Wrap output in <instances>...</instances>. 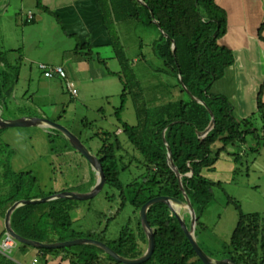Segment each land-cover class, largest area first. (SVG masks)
I'll list each match as a JSON object with an SVG mask.
<instances>
[{"label": "trees", "instance_id": "1", "mask_svg": "<svg viewBox=\"0 0 264 264\" xmlns=\"http://www.w3.org/2000/svg\"><path fill=\"white\" fill-rule=\"evenodd\" d=\"M34 3L36 9L53 16L61 25V30L66 33L55 12L44 7L41 0H34ZM94 3L108 36L109 46L121 68L117 77L123 88L116 117L121 126V134L126 136L133 149L142 156L144 173L127 186L122 185L120 173L128 166L123 165L122 157H117L121 145L115 134L104 132L96 135L102 142L96 157L106 179L105 185L118 191L121 206L127 202L136 212L134 229L123 227L117 239L112 241L105 238L107 228L99 233L83 234L74 231L70 215L79 202L66 199L20 207L11 214L10 225L14 233L26 240L53 244L83 238L93 239L104 243L117 255L134 260L141 257L147 247L138 216L140 208L148 200L161 196L183 201L177 177L168 164L166 145L194 211L197 232L204 226L200 219L212 200V183L201 176V171L212 167L217 159L219 150L211 157V147L216 142L222 143L223 147L235 141L244 143V136L250 131L251 120L255 117L263 124L264 140V104L260 99L264 81L256 96L255 113L240 122L233 118L232 106L224 97L209 94L211 85L222 78L224 70L234 60L231 51L218 45V40L226 33L227 20L226 13L216 6L214 0H94ZM35 20L31 23L25 21V24H33ZM132 23L135 27L156 32L158 38L152 44V51L163 64L161 73L176 80L181 94L187 96L183 85L200 103L188 97V101L180 99L164 103L155 107L154 113H151L132 65L115 34L116 25ZM263 30L264 21L258 29L261 40ZM173 43L175 51L172 48ZM80 51H84V56H90V43L87 41L77 45L74 49L75 55H79ZM19 70L18 65L8 64L5 55H0V113L3 119L8 117V104L12 100ZM127 96L133 102L137 121L135 126H128L120 119ZM208 111L213 114L214 127L204 138H200L197 134L204 132L210 124ZM22 115L33 117L26 113ZM245 127L250 128L245 130ZM4 131L0 130V135ZM55 133L60 137L58 132ZM66 148L74 152L68 142L64 149ZM13 153L8 145L0 144L1 219L7 209L20 200L40 199L66 191L80 193L77 190L79 187L76 190L62 189L60 192L48 194L34 193L37 179L31 172L13 170ZM93 175L94 173L84 193L95 184ZM185 214L183 219L189 227L190 217L187 211ZM147 221L154 231L155 248L151 258L144 264H202L166 205L152 206L147 213ZM4 235L3 230L1 237ZM28 248L21 245L23 251ZM34 250L37 251L41 264H46L47 258L56 254L68 258L70 264H118L101 250L89 245L59 250ZM222 250L219 258L206 255L216 260L229 259L235 264H264V219L258 214L240 212L230 241ZM0 264L17 263L0 253Z\"/></svg>", "mask_w": 264, "mask_h": 264}, {"label": "rangeland", "instance_id": "2", "mask_svg": "<svg viewBox=\"0 0 264 264\" xmlns=\"http://www.w3.org/2000/svg\"><path fill=\"white\" fill-rule=\"evenodd\" d=\"M29 13L36 20L26 25ZM85 17L89 15H84V20ZM78 25L65 20L64 33L53 16L36 9L34 0H0V55H5L8 64L20 68L7 119L26 117L22 115L26 113L54 122L76 136L94 156L102 145L96 135L115 134L121 145L117 157H122L123 165L128 166L119 177L125 187L144 173V160L121 134L116 117L123 88L117 77L121 68L111 47L98 42L91 47L90 56H84V51L75 55L74 49L83 39L80 33H70ZM115 34L151 113L155 107L170 101H188V96L180 93L176 80L161 73L163 64L152 51V44L158 38L154 30L135 27L133 23L119 24ZM39 64L63 67L66 81L45 79L37 68ZM72 90L77 92L75 97L70 95ZM120 119L128 126L137 123L133 102L128 96ZM262 126L255 117L251 128L245 127L250 131L244 136V143L235 141L223 147L216 142L211 147V157L219 150L217 159L212 167L201 171V176L212 183V200L200 219L203 228L194 231V238L205 254L220 257L240 212L258 214L264 219ZM55 132L41 127L5 129L0 135V144L8 145L14 152L11 158L14 171L31 172L37 179L34 193L48 194L78 187L84 193L93 170L80 155L64 149L66 140ZM93 176L94 184L97 177ZM178 213L184 218L186 209ZM70 216L74 231L99 233L107 228L108 241L117 239L125 226L134 229L137 221L130 204L121 206L118 191L106 185L91 200L77 203ZM13 251L8 254L10 259L14 258Z\"/></svg>", "mask_w": 264, "mask_h": 264}, {"label": "crops", "instance_id": "3", "mask_svg": "<svg viewBox=\"0 0 264 264\" xmlns=\"http://www.w3.org/2000/svg\"><path fill=\"white\" fill-rule=\"evenodd\" d=\"M41 2L58 17L61 15L63 23L67 20L79 24L78 28L73 26L70 35L80 33L82 43L91 42L92 48L97 46V42L98 45L109 46V39L94 0H41ZM214 2L226 13L227 20L226 33L218 40V45L231 51L234 60L232 65L224 70L222 78L211 85L209 94L224 97L232 106L233 118L240 122L255 113L256 96L264 81V30L261 33L262 40L258 37V29L264 21V0H214ZM86 14L89 18L85 17L84 20L83 16ZM260 99L264 104V90ZM2 224L1 220L0 241L5 236L1 237L4 230ZM13 249L12 260L17 264H32L34 258L37 259V264H41L36 250L28 248L23 251L19 244ZM46 264L70 262L63 255L56 254L49 256Z\"/></svg>", "mask_w": 264, "mask_h": 264}, {"label": "water", "instance_id": "4", "mask_svg": "<svg viewBox=\"0 0 264 264\" xmlns=\"http://www.w3.org/2000/svg\"><path fill=\"white\" fill-rule=\"evenodd\" d=\"M172 48H173V51H175L174 43L172 45ZM179 81H181L180 76H179ZM182 88L184 89L185 93L191 100L200 103L187 90H185L183 85H182ZM208 112H209L210 119H211L210 124L204 132L197 134L198 137L200 138H204L214 127L213 114L210 111ZM31 127L49 128V129H54L55 131H57L60 137H62L68 142L71 149L87 161V163L92 168L93 173L97 177V179L93 187L86 193L66 191V192L49 195V196H46L40 199L20 200V201L13 203L5 212V215L3 218V228H4L5 235H8L9 237H11L14 241H16L17 244L27 246L32 249H50V250H59V249L70 248L74 246L89 245V246H93L101 250L105 255L109 256L111 259H113L118 264H144L151 258L154 252V248H155V239L153 235V229L149 226V223L147 221V213H148V210L152 206L156 204H164L168 207V209L173 214L185 238L187 239L191 249L193 250L195 256L201 261L202 264H235L229 259L214 260L210 258L208 255H206L202 251V249L197 244L194 238L196 217L192 209V206L190 204V201L182 188L181 176L178 174L176 168L174 167L171 154H170V150L167 147V145H166V149L168 153L167 154L168 164H169L170 169L173 171V173L177 177L179 190L182 193L184 202L178 199H175V198L161 196V197H155V198L148 200L140 208L138 212L140 227L147 240L146 250L141 257L134 259V260L125 259L117 255L114 251H112L104 243L97 241V240H93V239L83 238V239H76V240L66 241V242H61V243L41 244L36 241L26 240L20 237L19 235H17L16 233H14L10 225V217H11V214L16 209L23 207V206L43 204V203H47V202L59 200V199H66V200L75 201V202L88 201L94 198L103 189V187L106 184V179H105V176H104V173H103V170H102V167H101V164L98 158L92 155L86 149L84 144H82L81 141L76 136L68 132L65 128L59 126L58 124L54 122H50L43 118L21 117L19 119H14V120L13 119H3L0 113V130L10 129V128H31ZM162 140L164 142V136H162ZM189 176H191V174H189ZM182 208H185L187 213L189 214V217H190L189 227L186 226V223L183 217L178 213L179 210H181Z\"/></svg>", "mask_w": 264, "mask_h": 264}, {"label": "built area", "instance_id": "5", "mask_svg": "<svg viewBox=\"0 0 264 264\" xmlns=\"http://www.w3.org/2000/svg\"><path fill=\"white\" fill-rule=\"evenodd\" d=\"M33 19H35L34 15L29 13L25 21L26 23H31ZM37 68L45 79H59L66 81L67 78L66 74L63 70V67L61 66H49V65L39 64ZM71 95L75 97L77 95V92L75 90H72ZM16 245H17L16 241H14L8 235H5L3 239L0 241V253L5 256H8L9 252L13 248H15ZM37 263H38L37 259L34 258L32 264H37Z\"/></svg>", "mask_w": 264, "mask_h": 264}, {"label": "flooded vegetation", "instance_id": "6", "mask_svg": "<svg viewBox=\"0 0 264 264\" xmlns=\"http://www.w3.org/2000/svg\"><path fill=\"white\" fill-rule=\"evenodd\" d=\"M189 177H191V176H189ZM181 192V191H180ZM183 202H184V200H183ZM164 205V204H163ZM149 211V210H148ZM153 235H154V231H153Z\"/></svg>", "mask_w": 264, "mask_h": 264}, {"label": "bare ground", "instance_id": "7", "mask_svg": "<svg viewBox=\"0 0 264 264\" xmlns=\"http://www.w3.org/2000/svg\"><path fill=\"white\" fill-rule=\"evenodd\" d=\"M71 95V94H70ZM180 212H182V211H180Z\"/></svg>", "mask_w": 264, "mask_h": 264}]
</instances>
